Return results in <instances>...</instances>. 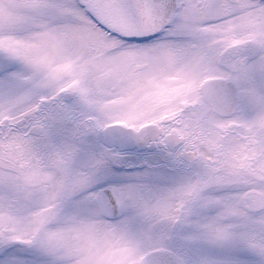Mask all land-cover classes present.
<instances>
[{"label":"snow or ice","instance_id":"6c2138e0","mask_svg":"<svg viewBox=\"0 0 264 264\" xmlns=\"http://www.w3.org/2000/svg\"><path fill=\"white\" fill-rule=\"evenodd\" d=\"M0 264H264V0H0Z\"/></svg>","mask_w":264,"mask_h":264}]
</instances>
